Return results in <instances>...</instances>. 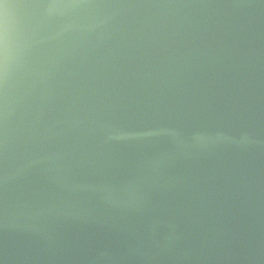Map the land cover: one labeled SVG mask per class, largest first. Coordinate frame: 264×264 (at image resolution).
<instances>
[{"label": "water", "instance_id": "1", "mask_svg": "<svg viewBox=\"0 0 264 264\" xmlns=\"http://www.w3.org/2000/svg\"><path fill=\"white\" fill-rule=\"evenodd\" d=\"M0 264H264V0H0Z\"/></svg>", "mask_w": 264, "mask_h": 264}, {"label": "clouds", "instance_id": "2", "mask_svg": "<svg viewBox=\"0 0 264 264\" xmlns=\"http://www.w3.org/2000/svg\"><path fill=\"white\" fill-rule=\"evenodd\" d=\"M9 57V34L5 26L0 25V62L7 63Z\"/></svg>", "mask_w": 264, "mask_h": 264}]
</instances>
